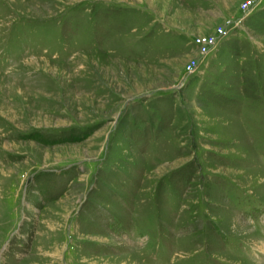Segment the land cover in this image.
Listing matches in <instances>:
<instances>
[{"label": "rangeland", "instance_id": "1", "mask_svg": "<svg viewBox=\"0 0 264 264\" xmlns=\"http://www.w3.org/2000/svg\"><path fill=\"white\" fill-rule=\"evenodd\" d=\"M0 264H264V0H0Z\"/></svg>", "mask_w": 264, "mask_h": 264}, {"label": "built area", "instance_id": "2", "mask_svg": "<svg viewBox=\"0 0 264 264\" xmlns=\"http://www.w3.org/2000/svg\"><path fill=\"white\" fill-rule=\"evenodd\" d=\"M222 32H223V29H221L220 33L222 34ZM194 42L198 49H201V50L203 49L204 52H206L208 50L210 51V49H213L215 46H217V37H197Z\"/></svg>", "mask_w": 264, "mask_h": 264}, {"label": "trees", "instance_id": "3", "mask_svg": "<svg viewBox=\"0 0 264 264\" xmlns=\"http://www.w3.org/2000/svg\"><path fill=\"white\" fill-rule=\"evenodd\" d=\"M94 52H97V51H94ZM33 138H35L36 140L40 141V142H43V143H49L48 141L44 140V138L42 137L41 134H37L36 136H34ZM79 139L78 138H72V142H75V141H78Z\"/></svg>", "mask_w": 264, "mask_h": 264}, {"label": "bare ground", "instance_id": "4", "mask_svg": "<svg viewBox=\"0 0 264 264\" xmlns=\"http://www.w3.org/2000/svg\"><path fill=\"white\" fill-rule=\"evenodd\" d=\"M23 1V0H22ZM20 3H21V1H20ZM25 4V3H24ZM57 66V65H56ZM55 68V67H54ZM58 68V67H57ZM52 70V69H51ZM60 70V69H59ZM49 72H50V70H49ZM58 72V71H57ZM56 74V73H55ZM6 81V80H5Z\"/></svg>", "mask_w": 264, "mask_h": 264}]
</instances>
